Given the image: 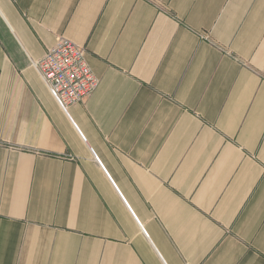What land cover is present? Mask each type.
Masks as SVG:
<instances>
[{
	"label": "crops",
	"instance_id": "crops-1",
	"mask_svg": "<svg viewBox=\"0 0 264 264\" xmlns=\"http://www.w3.org/2000/svg\"><path fill=\"white\" fill-rule=\"evenodd\" d=\"M0 264H264V0H0Z\"/></svg>",
	"mask_w": 264,
	"mask_h": 264
},
{
	"label": "built area",
	"instance_id": "built-area-1",
	"mask_svg": "<svg viewBox=\"0 0 264 264\" xmlns=\"http://www.w3.org/2000/svg\"><path fill=\"white\" fill-rule=\"evenodd\" d=\"M35 66L65 109L74 103L85 102L99 83L86 59V49L65 37H59Z\"/></svg>",
	"mask_w": 264,
	"mask_h": 264
}]
</instances>
